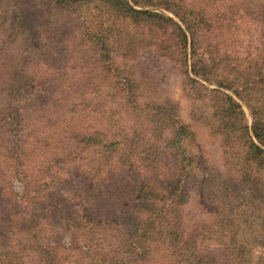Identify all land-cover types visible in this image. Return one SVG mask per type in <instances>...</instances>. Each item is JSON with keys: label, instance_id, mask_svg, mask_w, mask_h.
I'll use <instances>...</instances> for the list:
<instances>
[{"label": "trees", "instance_id": "1", "mask_svg": "<svg viewBox=\"0 0 264 264\" xmlns=\"http://www.w3.org/2000/svg\"><path fill=\"white\" fill-rule=\"evenodd\" d=\"M146 50L191 123L127 67ZM0 264H264V0H0Z\"/></svg>", "mask_w": 264, "mask_h": 264}, {"label": "rangeland", "instance_id": "2", "mask_svg": "<svg viewBox=\"0 0 264 264\" xmlns=\"http://www.w3.org/2000/svg\"><path fill=\"white\" fill-rule=\"evenodd\" d=\"M68 19L77 23V17L75 16L68 15ZM247 23L248 21H245V23H238L237 26H234L235 32L245 37L253 35L254 38L256 37L258 40L259 33L257 32L256 28L251 26L248 27ZM229 45L233 47L237 46L232 42H230ZM117 61L119 62L118 64H121L120 62L122 59H118ZM129 64L130 65H127V67L133 66L135 76L138 79H145L146 83H143L142 85L146 89V95H154L155 97L161 99L170 98L179 102L181 106L180 113L183 120L187 123H191V102L182 91L183 76L180 74L179 69L174 64L161 57L154 50H146L142 52L136 61H133ZM84 66L86 68L90 67L89 64ZM82 75L80 74L77 78H75V80L78 82L80 79H82ZM97 76L98 75H96V77ZM149 88L154 89V91L149 92ZM247 115L249 121L251 122L252 117L248 110ZM194 130L197 132V140L193 145L194 151L204 156L205 159L213 166L220 167L222 164L223 151L220 138L212 135L208 128L203 126H194ZM15 186L17 190H21V186L18 183H16ZM196 187V182H190L187 186L189 198L188 204L185 206V210L187 217L192 222L198 221L200 219H207L209 213L208 208L204 210L203 207L200 206V202L196 197Z\"/></svg>", "mask_w": 264, "mask_h": 264}]
</instances>
